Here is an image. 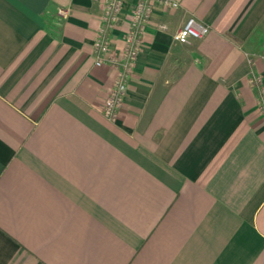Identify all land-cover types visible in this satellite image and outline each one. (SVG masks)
<instances>
[{
    "label": "crops",
    "instance_id": "obj_1",
    "mask_svg": "<svg viewBox=\"0 0 264 264\" xmlns=\"http://www.w3.org/2000/svg\"><path fill=\"white\" fill-rule=\"evenodd\" d=\"M104 4L0 0V264H264V0L156 3L115 120Z\"/></svg>",
    "mask_w": 264,
    "mask_h": 264
},
{
    "label": "built area",
    "instance_id": "obj_2",
    "mask_svg": "<svg viewBox=\"0 0 264 264\" xmlns=\"http://www.w3.org/2000/svg\"><path fill=\"white\" fill-rule=\"evenodd\" d=\"M125 0H105L104 26L99 37L95 41L97 66L111 65L116 70L114 85L105 100L103 112L111 120H115L119 109L123 106L128 93V81L132 75L138 56L145 42L146 26L154 12L156 3L165 7L177 8L180 0H137L129 15V29L125 38V47L121 57L110 54V41L108 33L116 25ZM60 15L67 16L65 9L59 10ZM210 32V26L195 17H190L184 25L175 33L174 41L179 44H187L191 39H202ZM251 84L256 85L260 92L259 108L264 114V87L262 80L257 75L250 79Z\"/></svg>",
    "mask_w": 264,
    "mask_h": 264
}]
</instances>
